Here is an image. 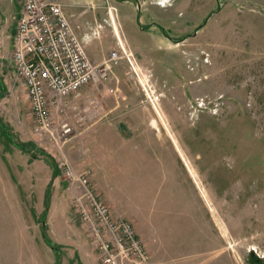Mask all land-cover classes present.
Instances as JSON below:
<instances>
[{
	"label": "rangeland",
	"instance_id": "374dc122",
	"mask_svg": "<svg viewBox=\"0 0 264 264\" xmlns=\"http://www.w3.org/2000/svg\"><path fill=\"white\" fill-rule=\"evenodd\" d=\"M103 8L114 33L132 29L120 15L137 14L173 49L153 41L152 56H137L121 35L111 42L133 57L97 84L98 103L124 101L126 111L89 120L109 127L76 131L62 146L34 133L26 87L0 44V264H100L63 160L91 172L114 218L155 253L151 264H264V0ZM72 112L57 116L71 124Z\"/></svg>",
	"mask_w": 264,
	"mask_h": 264
},
{
	"label": "built area",
	"instance_id": "2783aa9c",
	"mask_svg": "<svg viewBox=\"0 0 264 264\" xmlns=\"http://www.w3.org/2000/svg\"><path fill=\"white\" fill-rule=\"evenodd\" d=\"M22 11L14 37L12 60L16 80L27 90L30 110L34 118V133L54 145L62 146L76 135L72 123L58 119L54 110L65 115L76 107L66 100L79 96L80 90L93 83L108 80L113 66L122 59L129 62L131 52L123 48V55L111 52L108 59L93 63L57 0H19ZM118 36V32H115ZM139 68V67H138ZM138 68L134 69L138 72ZM77 116L79 121L93 120L101 115L103 107L96 103ZM61 172L77 190L73 202L79 221L88 227L100 264H151V257L138 239L133 225L113 217L109 206L97 195L90 171L79 173L67 160L60 162Z\"/></svg>",
	"mask_w": 264,
	"mask_h": 264
},
{
	"label": "crops",
	"instance_id": "0c3cea01",
	"mask_svg": "<svg viewBox=\"0 0 264 264\" xmlns=\"http://www.w3.org/2000/svg\"><path fill=\"white\" fill-rule=\"evenodd\" d=\"M59 1L63 5L64 12L72 23L76 35L85 47L89 59L95 64H101L108 59L110 53L113 51L111 50L109 44L111 42H115L118 44L120 40L122 41L121 36L124 41H126V43L131 44L137 56L141 52L152 56L153 53L151 52L154 48L152 47L151 42L153 41L156 42L163 49H173L174 43L172 41L167 40L166 38L164 39V37H162V34H159L155 27L150 29H143L139 27L137 14H125L124 17L120 15L121 18L119 26L122 25V18H126L128 24L131 26L132 29L127 32L121 28V30L118 31L117 36L116 33H114L111 30V27L107 24V20V26L104 24V19L108 17L105 11H103V4L105 0ZM21 11L22 6L19 0H0V44H5L6 48L9 50V55L5 53L3 56H8L7 58L12 63V65L13 60L11 56L14 47V37ZM139 34L148 35V40L146 42L142 41V37H140ZM91 50L93 51L91 52ZM113 68L110 72L111 75L113 72ZM115 78L116 80H118V77ZM102 98L104 100V95L102 96ZM98 99L100 100V92L98 91L97 84L91 83L80 90L78 97L66 100L65 103L71 105L72 107H76L78 110L76 115L74 114V112L71 113L70 119L72 125L75 127V130L77 132L89 131V128L91 127L92 128L90 130L95 129V131H103L105 130V128L108 129L109 126L105 123V121H95L94 124L88 123L90 121L87 119L84 121H79V118H77V116H85L83 111L90 106H92V109L94 110L96 103L99 102ZM123 102L124 101L118 100L113 108L105 102L104 105L106 107L103 106V113H117L119 116V114L126 111L125 108H123V106H126ZM54 111L56 117L60 119L59 116H57L58 110L56 109ZM102 141L104 142V140ZM137 237L143 244L144 241L140 237L139 233ZM152 248L153 247L149 244V249L151 251L153 250ZM154 255L155 253L152 251L150 255L151 259H154Z\"/></svg>",
	"mask_w": 264,
	"mask_h": 264
}]
</instances>
